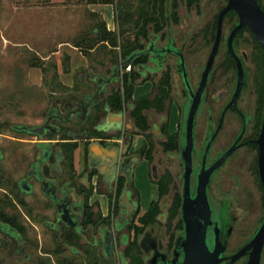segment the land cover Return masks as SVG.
Returning <instances> with one entry per match:
<instances>
[{
  "label": "flooded vegetation",
  "instance_id": "af4514ba",
  "mask_svg": "<svg viewBox=\"0 0 264 264\" xmlns=\"http://www.w3.org/2000/svg\"><path fill=\"white\" fill-rule=\"evenodd\" d=\"M257 1L264 10L261 0ZM205 2L183 0L182 3L187 9L199 13ZM227 2L225 0L215 15L212 25L207 24L201 29L206 50L202 58H197L198 55L192 52L196 37L189 33L179 39L172 29L174 24L180 23L179 0L144 1L134 12L132 21L124 23L122 16L124 33H130L128 29L132 26L136 32L133 37L127 36V40L121 44L132 42L138 46L124 57L120 44L121 66L123 64L124 68L120 71V65L111 64L109 75L105 78L95 77V94L87 95L82 102L67 104L65 110L63 105H53L47 111L43 124L39 125L46 127L45 134L39 135L44 139L38 144L41 154L33 160L27 178L21 179L19 186L22 192L32 193L33 185L28 179L35 178L43 187L44 193L57 208V222L61 228L58 230L59 236L65 239L66 229H71L88 244H101L105 255L112 257L115 231L119 232L127 225L134 232V237L128 240L124 236L123 242L129 248L136 238L139 250L135 249V253L139 257L142 254L147 257L145 264L170 263L176 257L179 242L186 230L183 215L186 192L184 118L186 108L191 104V94H197L202 83L216 41L218 16ZM156 3L163 6L162 15H158V6L154 13ZM226 22L232 24L228 32L225 31ZM238 23L239 15L235 10L225 14L219 48L202 91L194 124L195 171L204 162L207 166L212 165L234 148L223 163L212 171L209 180L208 194L213 212L212 223L208 227L209 236L212 239L211 230L217 227L223 249L217 264H252L254 247L247 246L264 221V185L259 166L260 147L256 142L264 119V49L248 26L236 33L233 48L243 67V82L236 94L239 67L229 50L228 40ZM247 42L252 46L250 49H247ZM189 53L195 57L193 64ZM188 66L192 68V75ZM133 71L138 78L132 98L128 100L122 97L121 107H118L112 96L123 88L124 75H130ZM139 86L147 87V92L136 96ZM162 98L163 107L159 108L158 101ZM140 101L143 104L145 101L151 103L142 108L147 120L146 129L133 116L136 102ZM175 112L178 122L173 129L171 120ZM74 119L79 130L68 128L64 137L56 141L48 138L50 133L61 132L55 121L70 122ZM87 123L89 126H86ZM22 126L16 127L19 129ZM21 131L32 133L25 129ZM172 135L177 136L175 144L170 143ZM69 142L78 143L73 154L65 147ZM93 143L104 149L105 158L90 150ZM81 144L84 149L80 147ZM82 150L83 156L80 155ZM0 151L4 157L3 151ZM114 151L115 158L112 156ZM250 156L252 159L248 161ZM81 159L86 173L84 179L76 183L74 177ZM104 159H107L105 167L101 164ZM112 160L116 161L115 165ZM242 161L244 164L248 162L250 173L244 178L235 175ZM144 164L156 189L154 198L143 210L136 178ZM66 165L70 173L68 178L58 180L48 176L54 170L58 173L57 177H64ZM195 181L194 175L191 178L193 194ZM24 184L29 186L28 191L24 190ZM125 192L129 197L127 205L122 202ZM97 193L110 198L112 202L107 208L108 212L117 213L119 218L124 219L123 222L120 219L114 226L106 224L108 216L92 200ZM152 209L156 210V215L150 221L147 214ZM88 214L92 216L91 222H87ZM64 217L72 221L68 223ZM138 225L143 227L139 234L136 233ZM147 234L155 241L156 249L142 246ZM108 238L112 242L110 249L107 248ZM242 250H245L242 255L233 259ZM260 264H264V244Z\"/></svg>",
  "mask_w": 264,
  "mask_h": 264
},
{
  "label": "rangeland",
  "instance_id": "374dc122",
  "mask_svg": "<svg viewBox=\"0 0 264 264\" xmlns=\"http://www.w3.org/2000/svg\"><path fill=\"white\" fill-rule=\"evenodd\" d=\"M52 1L0 0V149L4 154L0 161V211L21 227L23 237L21 242H15L0 231V264H135L126 252L129 249L137 256L135 249L126 248L123 242L124 236L128 240L134 237L127 225L115 231L113 256L107 257L101 244H88L82 237L72 242L59 236L57 208L35 178L28 179L33 185L32 193L22 192L19 186L20 180L27 178L33 160L41 154L38 144L44 139L16 126L43 124L51 106L63 105L65 110L67 104L82 102L87 95L95 94V77L109 75L111 64L120 65V71L124 68L120 49H109L100 43L103 29L99 25L106 23L101 13L89 9L87 0ZM144 1L147 0H115L116 32L123 29L122 15L129 9L137 12ZM182 2L179 0L180 23L173 25V32L179 39L189 33L195 36L192 52L202 58L206 45L201 29L212 25L225 0H206L199 13L187 9ZM261 2L264 5V0ZM231 25L225 23L226 32ZM95 28L99 33L94 32ZM129 31L118 36L119 46L136 32L133 26ZM248 44L247 49L252 47ZM191 53L193 64L195 57ZM187 68L192 75L191 67ZM146 92L147 87L139 86L135 93L140 96ZM54 124L61 132L48 135L53 141L62 139L68 128L80 129L75 119ZM80 147L84 149L83 144ZM250 159L251 156L247 160ZM77 165L76 183L86 173L82 159ZM247 166L248 162L242 161L235 175L249 176ZM65 169L64 177H57L54 170L48 176L64 180L70 175L67 165ZM136 185L144 210L156 189L145 164L138 172ZM92 200L108 216L107 225L114 226L121 219L117 213L108 212L110 198L97 193ZM141 256L139 264H145L147 257Z\"/></svg>",
  "mask_w": 264,
  "mask_h": 264
},
{
  "label": "water",
  "instance_id": "95a60500",
  "mask_svg": "<svg viewBox=\"0 0 264 264\" xmlns=\"http://www.w3.org/2000/svg\"><path fill=\"white\" fill-rule=\"evenodd\" d=\"M235 10L239 15V23L232 29L229 40L228 47L232 55L237 60L239 67V84L236 90V94L239 92L242 82H243V67L240 58L235 54L233 48V40L236 33L244 26H248L251 31L255 34L258 41L261 43L264 49V10L259 4L257 0H228L226 6L221 10L218 16V24H217V36L214 48L212 50L210 59L208 61V66L204 72V77L200 88L197 94H191V104L188 108H186L185 118H184V138H183V157L186 162V192H185V201H184V220L186 222V230L183 234V238L179 242V246L177 248L176 257L170 262L165 264H217L220 261V256L222 254L223 249L221 248V242L219 239L218 229L215 227L211 230L213 233L212 239L209 236L208 227L212 223V204L209 198V180L210 175L213 170L218 168L223 161L230 155L234 148H231L228 152L224 154V156L213 163L210 166H207L206 162H204L200 169L195 171L194 169V161H193V138H194V124H195V115L196 110L198 108L203 88L206 84V80L208 74L210 72L211 65L213 63L214 57L218 51L222 30H223V21L225 14L230 11ZM184 77L186 79L187 85L190 88V84L188 82L185 68ZM20 130H28L32 133H36L38 135H44L46 132L45 126H22L19 127ZM260 147V156H259V166H260V174L264 185V119L262 124V129L259 138L256 140ZM90 150L93 153L99 154L102 159L105 158L104 149L102 150L98 144H91ZM116 152L112 153V156L115 158ZM3 155L0 151V161L2 160ZM107 159L101 163L102 166L107 165ZM112 164H116L115 160H112ZM196 176L195 181V192L192 193V176ZM24 190L28 191L29 186L24 184ZM46 192H50V190H46ZM123 204L127 205L129 203V197L127 192L122 196ZM65 216H66V212ZM66 222L70 223L72 220L64 217ZM87 236L90 237L89 232H87ZM108 247H112L111 238H108ZM264 244V221L255 236L253 237L251 243L247 246H253L252 264H260L261 261V252ZM142 246L145 249L155 248L156 243L151 239L150 234H147L143 240ZM246 247V248H247ZM245 250L240 251L233 259L242 255ZM157 256V254H156ZM165 259V257H164Z\"/></svg>",
  "mask_w": 264,
  "mask_h": 264
},
{
  "label": "trees",
  "instance_id": "16d2710c",
  "mask_svg": "<svg viewBox=\"0 0 264 264\" xmlns=\"http://www.w3.org/2000/svg\"><path fill=\"white\" fill-rule=\"evenodd\" d=\"M88 3H115V0H87ZM156 1H163V0H156ZM161 5V4H160ZM157 3L154 6V13L156 12V7H157ZM158 11L160 14L158 15H162L164 13V9L163 6H158ZM135 13L133 11H131L130 9L126 11V13H124L123 16V22H130L133 20V15ZM100 28L103 29V31H101V37L100 40H105L108 41L109 43H111L113 46H118V33L115 31H110L107 29V25L106 23H101ZM124 33V30L121 29V31L119 32V34ZM137 44L132 43V42H128L127 45L125 44H121V48H122V55L125 57L127 54H129L130 52H132V50H134L135 48H137ZM138 78V74L136 72H131L130 75L129 73H126L124 75L123 78V88L119 89L118 91H115V93L112 96V100L116 101V103H118V107H121V100L122 97H125L126 99H131L132 95H133V91L135 88V82L136 79ZM165 91V90H163ZM166 96V95H164ZM137 103V107L135 109V111L133 112V116L136 119V122L139 123L140 125H142V127L144 129L147 128V120L146 117L143 115L142 113V108L144 107H148L151 103L145 101V103L143 104L141 101L140 102H136ZM158 106L159 108L163 107V98L161 100L158 101ZM171 141L170 143H174L176 141L177 136H171ZM175 138V139H174ZM169 145V144H168ZM78 143L77 142H69L65 144V147L71 151V154H73V151L77 148ZM156 215V210H150L147 214V216H149L150 221H152L154 219ZM89 216V220H87V222H91L92 221V216L91 214H88ZM0 219L2 220L0 222V231L5 234L6 236L12 238L15 242H21L23 237H22V233H21V227H18L17 225H15V222L10 219L9 217H7L3 212L0 211ZM4 221V222H3ZM139 226V225H138ZM18 227V228H17ZM143 231V227H137L136 233L139 234ZM66 239H69L70 241H75L76 239H78V236L76 235V233L71 230V229H66L65 231V236ZM1 246V244H0ZM138 243L136 238L134 239V241H132V249H137L139 250V248L137 247ZM127 254H131L130 256L133 257V262L135 264H139V262L141 261L140 258L137 256H134L135 254H133L131 252V250H127L126 251Z\"/></svg>",
  "mask_w": 264,
  "mask_h": 264
},
{
  "label": "crops",
  "instance_id": "0c3cea01",
  "mask_svg": "<svg viewBox=\"0 0 264 264\" xmlns=\"http://www.w3.org/2000/svg\"><path fill=\"white\" fill-rule=\"evenodd\" d=\"M54 2H58V0H53ZM52 1V2H53ZM89 9L95 12H99L103 15L104 20L106 21V25L108 30L116 32V16H115V3H89ZM95 33H99L98 28H95ZM118 33V32H117ZM120 34L118 33V36ZM100 43H105L109 49H120V46H112L108 41H101ZM80 47V43L77 44ZM178 122L177 112L173 113V117L171 120V127L174 129ZM137 139V138H136ZM137 142V141H136Z\"/></svg>",
  "mask_w": 264,
  "mask_h": 264
},
{
  "label": "built area",
  "instance_id": "2783aa9c",
  "mask_svg": "<svg viewBox=\"0 0 264 264\" xmlns=\"http://www.w3.org/2000/svg\"><path fill=\"white\" fill-rule=\"evenodd\" d=\"M2 141V135L0 134V142Z\"/></svg>",
  "mask_w": 264,
  "mask_h": 264
}]
</instances>
